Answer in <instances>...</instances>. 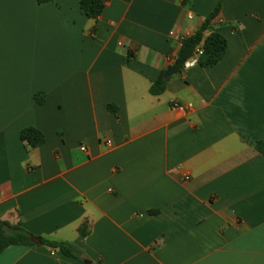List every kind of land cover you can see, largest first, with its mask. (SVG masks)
<instances>
[{"label": "crops", "instance_id": "1", "mask_svg": "<svg viewBox=\"0 0 264 264\" xmlns=\"http://www.w3.org/2000/svg\"><path fill=\"white\" fill-rule=\"evenodd\" d=\"M80 1L0 0V221L35 242L0 264H264V0ZM220 1L222 60L151 95Z\"/></svg>", "mask_w": 264, "mask_h": 264}, {"label": "trees", "instance_id": "2", "mask_svg": "<svg viewBox=\"0 0 264 264\" xmlns=\"http://www.w3.org/2000/svg\"><path fill=\"white\" fill-rule=\"evenodd\" d=\"M221 1L214 11L205 19L198 31L183 39L173 64V68L177 74H182L185 68L192 62L198 47L202 50L201 55H199L196 60V64L200 67L208 69L217 65L222 60L227 48V41L225 38L217 33H211L204 38V33L209 29L211 22L220 11ZM36 2L38 4H46L51 2V0H36ZM103 8L104 0L80 1L82 13L90 19H96L102 13ZM167 82L168 79L164 77V73L160 74L156 81L150 86V94L153 96L162 94L165 91ZM34 101L36 104L42 105L44 103V95L36 94L34 96ZM20 140L28 147L36 148L44 143V136L41 132L33 128H26L20 132ZM257 148L264 154V143H258ZM79 232L81 235H85L82 229H80ZM34 245L33 235L26 231L21 224H10L6 221H0V254L11 246L32 247ZM39 245L57 251L63 256L73 260L82 261L80 251L70 243L41 239Z\"/></svg>", "mask_w": 264, "mask_h": 264}, {"label": "built area", "instance_id": "3", "mask_svg": "<svg viewBox=\"0 0 264 264\" xmlns=\"http://www.w3.org/2000/svg\"><path fill=\"white\" fill-rule=\"evenodd\" d=\"M201 53H202V50H201L200 47H198V48L196 49L195 56H194V58L192 59V62H191L189 65H195V64H196V60H197L198 56L201 55ZM189 65H188V66H189ZM106 144H109V142L107 141ZM80 151H81V152H85V151H86V148H85L84 146H81V147H80Z\"/></svg>", "mask_w": 264, "mask_h": 264}, {"label": "water", "instance_id": "4", "mask_svg": "<svg viewBox=\"0 0 264 264\" xmlns=\"http://www.w3.org/2000/svg\"><path fill=\"white\" fill-rule=\"evenodd\" d=\"M173 74H175V70L173 69L172 66H169L165 72L164 77L165 78H169L170 76H172ZM85 264H89V262H85Z\"/></svg>", "mask_w": 264, "mask_h": 264}]
</instances>
